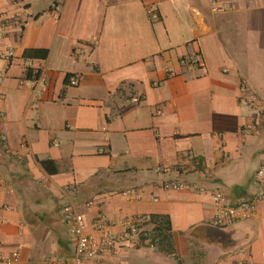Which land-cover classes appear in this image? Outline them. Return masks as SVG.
I'll return each mask as SVG.
<instances>
[{
    "label": "crops",
    "instance_id": "crops-1",
    "mask_svg": "<svg viewBox=\"0 0 264 264\" xmlns=\"http://www.w3.org/2000/svg\"><path fill=\"white\" fill-rule=\"evenodd\" d=\"M223 2L0 0V264L70 257L68 204L169 217L171 250L136 239L117 264H264V201L225 226L212 201L250 193L264 162V0ZM28 69L49 79L37 100Z\"/></svg>",
    "mask_w": 264,
    "mask_h": 264
},
{
    "label": "built area",
    "instance_id": "built-area-1",
    "mask_svg": "<svg viewBox=\"0 0 264 264\" xmlns=\"http://www.w3.org/2000/svg\"><path fill=\"white\" fill-rule=\"evenodd\" d=\"M213 12H221L224 10L223 0H209ZM157 9V8H155ZM60 16L58 6L54 10V17ZM154 17H158V13L154 10ZM10 21L7 14L0 13V38L4 29ZM25 22V24H27ZM14 51L10 48H0V58L7 62L11 60ZM182 66H191L199 68L203 65L201 51H196L192 55L184 56L179 60ZM4 72L0 71V80L4 76ZM33 93L37 100L42 93L48 88L49 79L44 74L39 73L33 77ZM78 78L71 76L69 84L77 85ZM253 98L246 99V102ZM165 187L185 188L190 187L188 183L180 181H170L164 185ZM254 190L250 193L232 201L223 188H216L212 192V201L215 208L216 223L219 226H225L238 220L250 219L254 216L257 203L264 201V162H262L254 173L253 178ZM199 191L205 190L204 186L196 188ZM130 197L131 191L123 193ZM135 196L137 195L134 192ZM63 220L68 226L74 238V249L70 257L67 258H48L42 264H117L115 258L119 252L143 237H149V229L146 223L149 217L143 215H126L117 221L110 219L103 211L98 212L96 217L90 222L84 214L75 210L74 205L68 204L63 208ZM150 238L146 239L149 241ZM18 259V253H14L13 258L9 259L12 263ZM261 264V263H259Z\"/></svg>",
    "mask_w": 264,
    "mask_h": 264
},
{
    "label": "trees",
    "instance_id": "trees-1",
    "mask_svg": "<svg viewBox=\"0 0 264 264\" xmlns=\"http://www.w3.org/2000/svg\"><path fill=\"white\" fill-rule=\"evenodd\" d=\"M39 72L33 74L31 69H28V77L29 78H33L38 76ZM151 221L155 224L154 228L152 230H154L153 235L151 236H147V237H143L142 241L146 242V239L150 238L152 241V243H155V238L156 237H161L160 238V244L162 247L164 245H166L167 243L170 245V248L168 250L172 249V245H171V241H170V236H169V231L171 229V225H170V220L168 216H160V215H151Z\"/></svg>",
    "mask_w": 264,
    "mask_h": 264
},
{
    "label": "rangeland",
    "instance_id": "rangeland-1",
    "mask_svg": "<svg viewBox=\"0 0 264 264\" xmlns=\"http://www.w3.org/2000/svg\"><path fill=\"white\" fill-rule=\"evenodd\" d=\"M148 229H149L150 236L153 235V234H155V233H154V230H152V229H153L152 227H149ZM160 238H161V237H156V238H155V244H154L155 246H156V245L160 246V245H159V244H160V243H159V242H160V241H159ZM151 241H152V240L150 239V240L147 241V242H149V243L151 244V243H152ZM160 247H162V246H160Z\"/></svg>",
    "mask_w": 264,
    "mask_h": 264
}]
</instances>
